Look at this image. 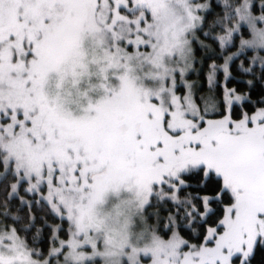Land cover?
<instances>
[{
  "label": "snow or ice",
  "instance_id": "snow-or-ice-1",
  "mask_svg": "<svg viewBox=\"0 0 264 264\" xmlns=\"http://www.w3.org/2000/svg\"><path fill=\"white\" fill-rule=\"evenodd\" d=\"M262 26L264 0H0V180L11 177L0 216L14 200L43 202L61 221L41 217L37 232L59 243L48 258L0 226V264H253L264 251ZM101 29L148 61L160 87L135 85L122 47L89 61L83 36ZM90 62L100 74L123 68L121 85L74 116L46 84L56 73L57 89L76 86ZM121 189L131 195L111 214L97 211ZM226 201L201 243L172 230L202 227ZM150 207L168 213L170 237L148 223ZM130 221L149 244L125 234Z\"/></svg>",
  "mask_w": 264,
  "mask_h": 264
},
{
  "label": "rangeland",
  "instance_id": "rangeland-1",
  "mask_svg": "<svg viewBox=\"0 0 264 264\" xmlns=\"http://www.w3.org/2000/svg\"><path fill=\"white\" fill-rule=\"evenodd\" d=\"M197 2L204 3L200 0H197ZM259 30H264V26H262ZM250 39H252V37ZM81 46L85 52L86 58L89 61H91V58L94 55L102 56L105 51L111 53L116 47L124 48V50L129 52L132 57L130 60H126V62L130 68V76L134 77L133 82L135 85L146 90H155L160 87V81L154 74V70L150 63L141 59L134 51L129 50L126 45H120L118 41L113 40V38L105 30L101 29L97 33H85ZM98 69V65L90 62L89 74L82 77L76 86H70L68 83H65L60 89H57L56 87L58 75L56 73H51L49 75L46 88L50 95H54L57 91H59L61 96L64 97L66 101L65 106L73 113L74 116L83 115V110L89 105V103L95 104L99 102L105 98L106 95H110L113 90H119L121 85L119 77L123 74V68H110L106 74H100ZM188 79L189 81L193 80L190 77ZM178 94H181V92L179 91ZM130 195V192L126 189H121L118 192L109 191L105 196L103 204L99 206L97 211L107 216L112 213L113 208H115L121 200L128 198ZM134 224V221L129 222V227L125 234L129 237L141 239L142 244H149L151 242L150 238L140 236V234L144 232V227H132ZM121 227H123V222H121V225L113 227L115 236L120 235ZM58 246L59 243H57L54 247ZM103 250V248L99 249V251ZM183 250L187 251L188 249L184 248ZM45 258H48V256ZM52 264H56V261L53 260ZM85 264H103V261L101 257H89ZM142 264H151V261L145 259L142 261Z\"/></svg>",
  "mask_w": 264,
  "mask_h": 264
},
{
  "label": "trees",
  "instance_id": "trees-1",
  "mask_svg": "<svg viewBox=\"0 0 264 264\" xmlns=\"http://www.w3.org/2000/svg\"><path fill=\"white\" fill-rule=\"evenodd\" d=\"M203 1L204 4H207V0H200ZM207 31V29H204ZM201 40H204L202 33L198 34ZM251 36L248 37L250 39ZM207 42V41H205ZM195 49V56L199 60L201 57H204L206 53L201 49L199 44L194 43ZM197 69L200 68V65H196ZM205 70L207 68V62H205ZM192 81L202 82L204 80V73L201 72L199 76L196 74H191L189 76ZM184 89L180 88V92L183 93ZM11 181V177L6 180H0V187L4 184H7ZM2 193H0V198H2ZM21 196H24L26 199L31 200L32 197L23 191L20 193ZM152 203L155 205L156 201L153 199ZM227 206V201L225 204L220 205L219 209H217L216 214L211 216L207 223L203 224L202 227L197 226L196 228L191 229L189 231L186 227L176 228L173 227L172 230L179 231L181 236L188 241L189 244H198L201 243L203 240V235L206 234V230L212 226H216L219 222V219L223 218V211L222 209ZM166 207V206H165ZM215 207V206H214ZM11 215L9 216H0V226L6 225L9 228H16L18 230V235L24 238L27 242H29L30 246L40 249L44 253V258L48 256V252L57 245L58 241H53L52 234L50 233L49 229L43 228L42 232L38 233L37 229L42 227V220L41 217H46L49 223H61L60 220L56 219L50 212L49 206L43 202L39 206L33 204L31 211L27 208H20L18 201L12 202V207L10 209ZM158 215H152L153 213H157ZM148 217V222L150 225L158 227L160 233L164 238H168L171 235V232L167 231L165 225L168 224V213L163 210V207H150L147 209L146 213ZM35 216L36 219L34 223L32 222L31 217ZM66 229L67 225L64 224ZM199 234V235H197ZM59 239H66L65 232L59 233ZM35 240V242H33ZM253 264H264V251L258 250L256 256L253 259Z\"/></svg>",
  "mask_w": 264,
  "mask_h": 264
}]
</instances>
